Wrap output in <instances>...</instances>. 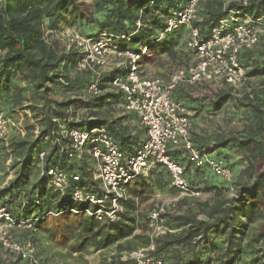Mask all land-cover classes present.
<instances>
[{
    "label": "trees",
    "instance_id": "1",
    "mask_svg": "<svg viewBox=\"0 0 264 264\" xmlns=\"http://www.w3.org/2000/svg\"><path fill=\"white\" fill-rule=\"evenodd\" d=\"M150 1L96 0L95 15L99 17L84 9L77 0H6L0 3V101L5 100L10 106L7 113L1 108L0 110L11 119L18 118V111L25 112L26 131L24 137H13L7 146L0 142L4 145L3 151H7L6 156L11 155L15 159L12 168L16 170L15 179L0 196L10 194L18 197L25 190L29 171L38 161L40 152H46L44 170L60 166L68 174L80 178L78 182H72L71 190L64 197L52 192L46 176H42L39 182L26 191V204L23 208L25 214L22 219L35 214V218L40 220L36 225L37 229L41 228L51 212L69 213L66 211L81 210L84 207L70 199L73 189H97L88 158L85 157L81 162L70 160L63 151L69 141L61 134V125L56 120H60L66 129L106 127L128 155L134 154L141 143L139 137L124 126V120L110 121L97 112V109L107 103L122 99V95L118 93L110 91L87 100L74 97L56 101L48 98L51 86L80 91L87 88L89 78L74 72L78 53L74 50L58 53L45 41V31L53 34L66 27L95 24L98 32L82 30V34L94 36L101 32L118 35L135 33L128 42L130 47H137L134 50L144 45L149 46L148 51L158 50L164 54L169 50V40L180 31L161 39L163 43L160 45H156L157 39L166 27V18L180 9L184 0H158L153 6ZM230 8L257 17L264 15V0H251L246 7L232 4ZM200 15L201 21L196 26L200 28L201 40L204 41L227 13L219 0H203ZM139 20L142 23L141 29L137 28ZM261 45L264 46V38L254 50L244 51L240 55V64L246 70L247 77L264 76V66L254 59L255 52ZM259 54L264 56L260 51ZM116 73L114 71L103 75L101 89L105 91L108 88ZM70 74L74 77L71 78ZM20 83H29L34 96L41 103H30L25 107L26 89ZM231 100L235 101L237 107L253 113V121L247 124L244 134L220 137L212 143L201 141L202 145L193 138L192 141L200 151L216 153L232 169L226 158L216 152L231 146L232 151L240 154L247 164L245 174L258 170L251 181L237 185L233 197L223 196V192L230 191L229 188L224 191L215 188L214 203L199 205L205 219H200L198 213L176 212L168 216V226L173 232L156 241L154 253L165 264H209L212 260L211 253L216 255L215 264H264V228L244 244L246 230L264 215V82L260 91L253 95L239 98L233 95L231 89H225L211 103L213 109L219 111ZM81 107L90 110L89 115L93 118L73 121L72 110ZM173 157L180 160L177 155L173 154ZM188 164L190 165L189 162ZM187 170L186 166V173ZM190 184L193 187L191 181ZM134 209V204L127 201L125 212L114 223H99L81 215L83 218L76 228L80 245L89 244L97 251L115 246L117 254L110 264H136L122 260L123 253L137 250L139 246H136L135 241L141 242V248L146 247L149 238L148 228L136 225V218L132 213ZM138 230L141 233L136 234ZM248 256L249 260L244 261Z\"/></svg>",
    "mask_w": 264,
    "mask_h": 264
},
{
    "label": "built area",
    "instance_id": "2",
    "mask_svg": "<svg viewBox=\"0 0 264 264\" xmlns=\"http://www.w3.org/2000/svg\"><path fill=\"white\" fill-rule=\"evenodd\" d=\"M6 0H0L4 3ZM158 0H151L153 6ZM203 0H184L180 9L171 13L165 20V29L159 40L189 28L188 48L194 57V64L187 69L173 73L168 81L162 78H147L142 73V60L149 46L141 45L137 50L128 44L135 34H115L101 32L85 36L82 32L71 30L66 34L67 49L78 53L74 72L86 75L89 82L86 88L88 98L101 96L104 74L117 71L109 82L108 90L122 95L121 108L134 115L145 130V141L132 155L122 150L120 144L106 127L66 129L60 120L61 134L68 139L63 148L70 160L83 161L86 151L95 162L96 174L93 181L97 189L86 191L75 188L70 199L84 207L66 212L83 215L99 223H114L125 212V203L130 200V189L140 177H148L156 167H163L171 180L176 197L162 199L147 209L146 247L126 252L122 260L136 264H165L154 256L156 241L173 230L168 226V216L177 212L179 201L186 197L199 198L201 191L195 190L187 177L186 166L174 159L175 151L181 152L185 159L198 169H209L221 180L231 183L233 170L216 153L200 151L192 141V112L174 98V92L182 85L206 86L220 93L231 89L236 94L247 80L246 70L240 64L244 51L254 50L264 38V15L254 17L239 9H231L232 4L242 7L251 0H219L226 17L202 41L200 28V7ZM137 28H142L139 20ZM51 33V32H50ZM153 44V43H151ZM17 137H24L26 131L16 125L10 117L0 110V142L8 143ZM37 133V132H36ZM46 152H40L38 162L43 167L42 176L48 177L53 189L62 197L71 190L72 182L80 180L70 175L60 166L44 170ZM231 197L236 193L230 189ZM23 199V198H22ZM56 216L61 212H51ZM40 220L29 217L17 220L9 206L0 196V246L7 252L17 255L28 264H41L38 250L32 240L20 241L16 235L25 231H36ZM215 253L209 264H215Z\"/></svg>",
    "mask_w": 264,
    "mask_h": 264
},
{
    "label": "rangeland",
    "instance_id": "3",
    "mask_svg": "<svg viewBox=\"0 0 264 264\" xmlns=\"http://www.w3.org/2000/svg\"><path fill=\"white\" fill-rule=\"evenodd\" d=\"M95 1L96 0H77V2L82 5L84 9L95 15ZM99 17V15H95ZM71 30L77 31H88V32H98L95 24H86L82 27H66L63 31L51 34L48 30L45 31V41L52 47L56 49L58 53L68 52L66 43V34ZM188 38H189V28L184 27L180 30L178 35H175L173 39L169 40L168 51L164 54L158 50L148 51L142 60V70L146 75L151 77H157L162 79L169 78L173 73L180 69H187L194 64V57L188 48ZM157 44L160 45L161 40L159 37L157 39ZM133 49L137 47L131 46ZM264 53V46H260L256 50L254 59L259 61V64L264 66V56L259 54ZM70 77H74L70 74ZM166 81V80H165ZM264 82V76L248 77L244 85L240 90L233 95L236 97H244L245 95H253L257 93L262 88ZM20 85L26 89L24 93L25 103L24 106H28L33 103H41L33 94L31 85L29 83H20ZM109 87V85H108ZM187 88L188 91V101L190 103V110L192 112V131L191 135L198 144L202 145L201 141L206 143H212L220 137H237L243 135L246 130L248 123L253 121V113L245 108H239L236 106L235 101L223 105L221 110L215 111L213 109L211 100L218 94L215 90L206 86H188L184 84L180 86L178 90H183ZM110 92L108 88L106 92ZM175 94V93H174ZM81 98L83 100L90 99L87 96L86 89L72 91L66 87H50L48 98L51 100L62 101L71 98ZM122 100H113L100 109H97L99 116L107 117L108 119H122L123 123L132 121L133 124L126 126L133 134L139 137L141 142L138 148L145 141V132L140 128V121L138 118H129L130 114L124 112L120 107ZM7 113L10 106L4 107ZM90 110L86 108L73 109L71 112V118L75 122H79L82 119H92L93 117L89 115ZM18 118L12 119L16 125H20L25 130V112L18 111ZM129 119V120H128ZM19 132L15 130V136L17 137ZM21 137V136H20ZM6 146L8 143H4ZM4 145L0 143V160H5V151H3ZM137 148V149H138ZM228 163L232 166L234 173V178L231 183L225 182L218 177H215L209 169L202 171H196L193 165H189L187 160L182 159L183 155L181 152L175 151L173 154L177 155L180 162L187 166V176L190 179L193 188L201 191L202 196L199 198L186 197L179 201L177 212L179 213H198L200 219H205L206 216L201 213L200 204L205 202L214 203L216 199V189L221 188L231 189L237 188L239 183H246L251 181L252 176L258 169L252 170L250 174H245L247 164L243 161L240 154L232 151L231 146L227 149L217 150ZM86 156L89 154L86 151ZM151 179V176L146 178ZM136 182V181H135ZM134 182V183H135ZM50 189L52 190L51 186ZM53 191V190H52ZM171 197H176L177 192L171 190ZM231 197V191L223 192V196ZM167 198V197H165ZM163 198V199H165ZM155 206V205H154ZM153 206V207H154ZM152 208V207H148ZM147 208V209H148ZM147 213V210H146ZM83 216L75 215L73 213H62L59 216L54 214L48 215L46 221L42 224L41 230L37 229L33 231V235H23L17 234L16 238L20 241H25L27 239L32 240L38 250V255L41 264H110L112 258L117 254L115 246L109 247L102 251L95 250L92 246L80 245V240L77 237V224L82 220ZM136 225L143 228L147 227V218L145 214H141L136 218ZM264 228V215L259 218L255 223L251 224L246 230L245 242L246 244L249 239L255 236L260 230ZM38 233V234H37ZM141 232H136L139 234ZM37 234V235H36ZM136 246L140 249L141 242L135 241ZM126 252L123 253V255ZM249 256L245 258L244 261L249 260ZM0 264H28L21 261L14 254L5 251L0 247Z\"/></svg>",
    "mask_w": 264,
    "mask_h": 264
},
{
    "label": "crops",
    "instance_id": "4",
    "mask_svg": "<svg viewBox=\"0 0 264 264\" xmlns=\"http://www.w3.org/2000/svg\"><path fill=\"white\" fill-rule=\"evenodd\" d=\"M142 73H143L144 77L157 78V77H151L150 75H146L143 70H142ZM169 78H167L165 80L168 81ZM174 93H175L174 98L190 110V103L188 101L189 97H188L187 88H183V90H181V91L176 90ZM6 106H9L6 103V101L1 100L0 101V108L4 110L5 109L4 107H6ZM120 107H121V105H120ZM131 117L134 119L137 118L134 115L129 116L130 119H131ZM115 119H109V120L112 121ZM132 124H133L132 121H128L127 123H124V126H129ZM140 128L143 129L141 124H140ZM128 130L130 131V129H128ZM145 137H146V135H145ZM5 153H7V151ZM86 158H88V161L90 162L89 165L92 169V174L95 176V174H96L95 162L89 154L86 156ZM182 159H185V157L183 156ZM182 159H180V160H182ZM14 160L15 159L11 155L6 156V154H5V160L4 161L0 160V193L5 188H7L9 186L10 182L13 179H15V177H16V170H14L12 168ZM42 173H43V167L37 161L31 167V169L29 171L28 184H27L25 190L22 191L18 195V197H12L10 194L1 195V197L5 200V202L9 206V209H10L12 215L14 216V218L22 219V216H24L25 213H23V208L26 204V191L31 189L33 187V185H35V183L39 182L42 179ZM150 176H151V179H146L148 177L138 178L136 180V182L133 183V185L131 186L130 201L135 206V209L132 211L133 216L135 218H138V216L141 214H145V216H146V210L148 207H153L154 205L158 204L165 197H171L170 192H171V190H174L171 186L170 177H169L167 171L163 167H156L151 172ZM49 184H50L49 186H51V188L53 190L52 192L56 193V191L53 189L50 182H49ZM29 217H35V214L33 216H28L27 218H29ZM38 229L41 230V228H38ZM137 232H140V231L138 230ZM20 234L33 235V231L20 232ZM15 256L17 257V255H15Z\"/></svg>",
    "mask_w": 264,
    "mask_h": 264
}]
</instances>
